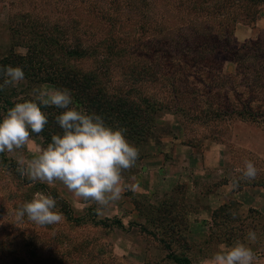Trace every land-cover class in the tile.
<instances>
[{
    "label": "rangeland",
    "instance_id": "374dc122",
    "mask_svg": "<svg viewBox=\"0 0 264 264\" xmlns=\"http://www.w3.org/2000/svg\"><path fill=\"white\" fill-rule=\"evenodd\" d=\"M103 1L106 9L124 10V17L118 27V30L121 29V43L128 46L141 37L138 30L141 18L135 12H129V4L140 5L138 0L137 4L134 0H118L119 3L117 0ZM146 4L144 21L152 29L143 37H148L149 42L153 39L168 41L172 47L177 44L185 46V35L192 33L190 27L181 26L186 20L185 12H178L174 6H166L161 0H146ZM88 5L82 0H0V58L4 59L12 52L21 56L27 54L23 46L26 40L21 37H30L27 36L26 28L31 24L38 26L34 30L36 35L42 31L40 26L46 25L44 34L51 38L47 32L54 23L58 25L55 28H59V24L69 21L74 33L70 36V43L78 40L93 43L98 39H106L111 29L109 31L100 26V22L90 14L89 20L82 18V15L87 14ZM258 6L256 19L250 24L235 23L232 38L239 45L249 40L259 41L264 50V3ZM13 24H17V31L13 34L14 43L11 35ZM91 24L95 26L91 27ZM156 25L164 30L162 34L154 31ZM249 34L251 36H247ZM34 41L32 39L28 43ZM134 47L138 49V45ZM43 49L48 48L43 45ZM172 50L174 58L178 60L164 67V76L157 80L148 79L145 75L139 78L137 73L133 74L132 64L126 61L130 60L128 55L115 63L112 72L114 85L129 88L132 98L156 96L164 103V108L158 115L156 128L147 139L138 144L128 140L139 149L138 160L133 168L122 173L125 180L121 199L102 214H97L94 202L77 198L60 181L52 185L38 181L33 183L20 175L17 171L20 166L18 161L30 159L36 150L46 147L41 136L32 133L29 145L12 153H0V264H177L168 257L170 252L187 256L195 262L197 247L188 243L185 213L188 203L193 202L190 192L186 187L178 186L172 192L157 190L149 194L135 187V174L141 170L142 163L146 166L153 164L150 167H154L157 164L154 159L158 157L154 152L157 150H165L166 158H172V151L181 148L180 142L190 145L196 156L203 160L207 175L202 178L206 184L215 186L232 183L233 177L240 175L237 169L243 167L245 159H249L258 169L257 178L252 181L240 180L235 189L251 185L264 187V59L257 63L254 52L247 51L246 68L240 67V70L234 61L225 60L221 73L230 78L222 79L221 74L215 73L218 86L208 96V89L201 83L197 85L196 77L207 84L213 76L208 74L210 69L199 70L198 65L192 62L182 69V49ZM74 63L84 68L92 67V63L86 60ZM255 68L262 71L260 78ZM184 76H189L188 80ZM174 80L179 85H189L183 91H194L180 96L179 107L182 110H176L172 101L171 83ZM2 83L3 77L0 76ZM35 88L50 90L54 87L49 83H34L32 78H25L15 86L0 90V97L11 100L13 104L23 102L32 99ZM209 104L214 109L223 110L205 115ZM3 105L6 104L0 99V107ZM239 105L249 106L255 118L243 119L233 114V109ZM3 115L4 110L0 109V117ZM148 182L147 179V185ZM37 191L49 194L56 200L55 210L62 213L61 222L40 226L27 218L21 222L16 220L15 210L25 201L31 200ZM62 203L68 205L73 218H78L80 222L67 219ZM237 210L236 204H233L229 212L220 214L210 245L202 254L211 256L215 249L212 245L217 242L229 243V237L235 242L241 236V240L253 248L257 257L255 264H264V213H250L243 217ZM115 220H119L124 227L108 226ZM100 221H105L107 225L97 224ZM230 225H233L232 231H228ZM250 229L256 234L254 241L246 240Z\"/></svg>",
    "mask_w": 264,
    "mask_h": 264
},
{
    "label": "trees",
    "instance_id": "16d2710c",
    "mask_svg": "<svg viewBox=\"0 0 264 264\" xmlns=\"http://www.w3.org/2000/svg\"><path fill=\"white\" fill-rule=\"evenodd\" d=\"M82 1L89 4L87 6L89 7L87 14L82 15V18L89 20L88 14H90L100 22V26L108 28L109 31L111 29V32H108L109 35H106V39H98L93 41V43H87V41L78 42L79 40L70 43V36L74 33L69 21L63 22L62 25L59 24V28H55L58 25L54 23L52 29L47 32L52 36L51 38H47L44 34L47 29L46 25L40 26L42 31L36 35L34 30L38 26L31 24L26 28L27 36L30 37H23V35L21 37L26 40L23 46L27 49V54L21 56L12 52L4 59L0 58V67L18 66L23 70L25 78H32L34 83H49L54 88L71 90L75 106L83 108L90 113L95 112L101 115L105 123L113 128L126 129L125 136L127 140L136 141V144L147 139L154 131L156 120L160 111L164 108V103L158 97L150 95L140 99L132 98L129 88L118 87L113 84L112 72L116 67L115 63L120 62L125 55H128L131 60L127 59L126 61L128 64H132L134 68L133 74L137 73L139 78L145 75L148 79L155 78L157 80L158 77L164 76V67L167 68L175 60H178L174 58L172 49L174 48L177 51L182 49V52H180L181 55L184 54L181 59L182 65L178 61L182 69L186 65L190 66L191 62L197 64L199 70L210 69L208 74L213 76L207 84L200 77H196V84H203L208 89V96H211L214 87L218 86L215 73L221 74L222 79L227 80V78H230V76H223L221 73L222 64L225 60L234 61L240 70L241 68H246L244 64L247 51L252 50L254 52L257 63L259 62L258 60L264 59V50L261 48L259 41L249 40L239 45L232 38L235 23L245 22L250 24L254 21L259 12L258 5L264 3V0H161L166 6L170 4L178 12H185L186 20L181 23V26L182 28L190 27L189 31L192 32L185 35L183 40L185 46L177 44L174 47L168 44V41L159 39L154 41L153 39L149 42L147 41L148 37H143L152 29V26L144 21L146 13L144 10H146L148 5L146 0H138L141 4L137 6L129 4L131 6L129 12H135L139 15L142 22L138 28L141 37L132 41L128 46L121 43L122 38L119 35L121 29L118 30L119 21L124 17V10L106 9L103 0ZM111 1L114 2L115 0ZM134 1L137 4V0ZM16 26L17 24L11 25V35L17 31ZM90 26L93 27L95 25L91 24ZM154 31L159 32V35L164 32L158 25H156ZM14 39L13 35V43L15 42ZM32 39L35 41L28 43ZM37 40H39L38 43H35ZM43 45L48 49L42 50ZM134 45H138L137 50ZM81 60L91 62L92 67L84 68L78 64H72V62ZM192 65L194 66V64ZM214 69L216 71L212 72ZM255 70L260 78L262 71L256 68ZM188 77L184 76L183 78L188 80ZM171 86L173 89L171 97L175 104L174 108L182 110L179 107L181 105L180 96H184L185 93L192 94L194 91H183V88L185 86V88H189V85H179L176 80L171 83ZM0 99L8 106L3 105V107H0L6 114L7 109L13 107L14 104L3 96ZM40 107L46 114L48 123L40 134H33L41 136L45 143L44 146H47L51 142L52 134L62 133V129L55 117L63 112L64 109L56 106L40 105ZM222 110V108L214 109L209 104L205 115H212L215 111L220 112ZM233 114L243 119L255 118L249 106L239 105L233 109ZM62 204L63 207L62 205L61 207L67 219L77 223L80 222L78 218H73L68 205ZM97 224L107 225L105 221H100ZM114 225L118 228L124 227L119 220H115L114 223L108 226ZM168 257L177 264H193L187 256H178L170 252Z\"/></svg>",
    "mask_w": 264,
    "mask_h": 264
},
{
    "label": "clouds",
    "instance_id": "9594fccd",
    "mask_svg": "<svg viewBox=\"0 0 264 264\" xmlns=\"http://www.w3.org/2000/svg\"><path fill=\"white\" fill-rule=\"evenodd\" d=\"M0 76V90L25 79L20 67L10 65L0 67ZM40 105L64 109L55 117L62 133L52 134L51 142L36 150L30 159H20L17 171L33 183L52 185L60 181L77 198L94 202L97 214H102L121 199L122 173L136 165L139 149L127 140L126 129L113 128L101 115L75 106L71 90L35 88L32 99L15 103L0 119V153L24 148L31 143L32 133L43 131L48 118ZM237 172L239 177L232 179L234 188L240 180L252 181L258 175L257 167L249 159L243 161ZM55 209L56 200L37 191L15 210V218L18 222L27 218L40 226L54 225L62 220V213ZM232 215L235 218L234 212ZM255 239L256 234L250 229L246 240ZM256 259L253 248L237 239L230 246L219 245L200 264H255Z\"/></svg>",
    "mask_w": 264,
    "mask_h": 264
},
{
    "label": "crops",
    "instance_id": "0c3cea01",
    "mask_svg": "<svg viewBox=\"0 0 264 264\" xmlns=\"http://www.w3.org/2000/svg\"><path fill=\"white\" fill-rule=\"evenodd\" d=\"M247 36H251L250 34ZM180 142V141H179ZM181 148L172 151V158L167 159L165 150L155 151L158 156L157 164L142 163V168L135 174V187L143 192L155 193L157 190L172 192L178 186H184L190 192L191 203L186 207V219L188 224L187 239L190 246L197 247L198 257L194 259V264H200L202 259L210 255L202 254L206 247L210 245L213 231L216 229L215 223L220 214H226L236 204L237 212L243 217L250 213H264V187L262 185L243 186L235 189L232 183L217 184L215 186L206 184L202 176L207 175L204 169L203 160L194 153L190 145L180 142ZM144 161V160H143ZM147 179L149 180L147 185ZM125 178H122V184ZM227 222H230L227 221ZM231 226V225H230ZM228 227V231H232ZM229 237V235L227 236ZM230 238V237H229ZM228 238L229 243H234ZM241 240V236H238ZM217 242L212 245L214 252L218 246L231 244ZM260 255V254H259Z\"/></svg>",
    "mask_w": 264,
    "mask_h": 264
}]
</instances>
